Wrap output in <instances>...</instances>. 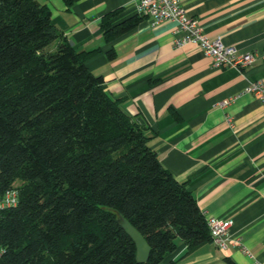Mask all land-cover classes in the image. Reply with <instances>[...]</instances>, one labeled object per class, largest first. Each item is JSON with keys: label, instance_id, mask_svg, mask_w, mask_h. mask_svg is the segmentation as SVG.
Returning <instances> with one entry per match:
<instances>
[{"label": "trees", "instance_id": "1", "mask_svg": "<svg viewBox=\"0 0 264 264\" xmlns=\"http://www.w3.org/2000/svg\"><path fill=\"white\" fill-rule=\"evenodd\" d=\"M120 14L102 18L109 44L148 18L117 22ZM98 51H77L47 5L0 0V195H19L16 206L0 208V264H140L120 218L151 247L143 264H179V240L187 254L213 242L188 184L150 147L143 120L87 66Z\"/></svg>", "mask_w": 264, "mask_h": 264}, {"label": "crops", "instance_id": "2", "mask_svg": "<svg viewBox=\"0 0 264 264\" xmlns=\"http://www.w3.org/2000/svg\"><path fill=\"white\" fill-rule=\"evenodd\" d=\"M36 1L50 8L77 51L99 49L87 66L129 115L143 120L150 147L188 184L206 218L233 222L226 248L211 242L187 254L179 241L173 259L264 264V104L245 93L250 82L264 79V0H184L205 34L256 55L243 71L214 67L195 43L178 47L181 33L171 21L153 25L147 18L107 43L103 16L120 9L121 22L137 14L133 0H77L72 8L63 0Z\"/></svg>", "mask_w": 264, "mask_h": 264}, {"label": "built area", "instance_id": "3", "mask_svg": "<svg viewBox=\"0 0 264 264\" xmlns=\"http://www.w3.org/2000/svg\"><path fill=\"white\" fill-rule=\"evenodd\" d=\"M133 1L137 14L150 18L153 25L167 21L175 22L178 26V31L181 33V36L176 40V45L182 47L189 43L197 44L207 55L213 58V65L216 68H235L243 71L256 60L254 53L240 52L237 47L225 44L221 37L212 38L205 34L198 20L187 13L184 7V0ZM245 93L257 97L264 104V79L250 82L245 88ZM228 103V101H224L221 106L224 107ZM18 202L19 195L16 190H9L5 194L0 195V208L14 207ZM207 221L213 243L220 248H226L233 222L216 217H209Z\"/></svg>", "mask_w": 264, "mask_h": 264}, {"label": "water", "instance_id": "4", "mask_svg": "<svg viewBox=\"0 0 264 264\" xmlns=\"http://www.w3.org/2000/svg\"><path fill=\"white\" fill-rule=\"evenodd\" d=\"M70 43L73 45L72 41ZM119 223L136 244L138 263H146L151 254V247L145 237L125 218H120Z\"/></svg>", "mask_w": 264, "mask_h": 264}, {"label": "rangeland", "instance_id": "5", "mask_svg": "<svg viewBox=\"0 0 264 264\" xmlns=\"http://www.w3.org/2000/svg\"><path fill=\"white\" fill-rule=\"evenodd\" d=\"M180 241V240H179Z\"/></svg>", "mask_w": 264, "mask_h": 264}]
</instances>
